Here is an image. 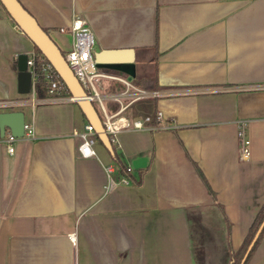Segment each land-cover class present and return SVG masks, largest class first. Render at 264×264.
Listing matches in <instances>:
<instances>
[{
	"label": "crops",
	"instance_id": "crops-1",
	"mask_svg": "<svg viewBox=\"0 0 264 264\" xmlns=\"http://www.w3.org/2000/svg\"><path fill=\"white\" fill-rule=\"evenodd\" d=\"M21 2L65 51L80 15L95 52L133 48L136 74L116 73L155 61L161 94L141 102L161 115L153 128H122L113 151L97 136V153L82 155L79 104L18 90V55L35 45L0 0V100L27 98L15 109L37 134L13 152L0 138V264H231L264 201V0ZM141 102L126 113L144 114ZM114 152L127 165L147 156L133 169L140 183L108 187L109 166L120 178ZM247 264H264V236Z\"/></svg>",
	"mask_w": 264,
	"mask_h": 264
},
{
	"label": "built area",
	"instance_id": "built-area-1",
	"mask_svg": "<svg viewBox=\"0 0 264 264\" xmlns=\"http://www.w3.org/2000/svg\"><path fill=\"white\" fill-rule=\"evenodd\" d=\"M67 29V28H66ZM65 30V28H61ZM68 30L72 34V46L64 51V55L81 81L86 90V95L93 100L98 110L101 112L103 124L107 133L113 142L122 128H153L156 124L150 123L151 113L130 116L126 113V109L134 101L145 98H154L161 94L158 88H147L134 82L130 75L116 73L110 68L100 67L96 63L94 55L95 36L92 28L86 22L85 18L80 15L73 17ZM28 69L32 74L31 93L35 94V83L39 76L46 80L48 94L39 97L35 94L36 101H75V97L69 91L65 81L62 79L58 71L55 69L51 61L35 47L27 51ZM104 79H112L121 82V88L112 89L106 85ZM260 87H264L261 85ZM35 100L33 102H35ZM29 100L25 97L0 100V108L2 110L15 109ZM110 101H115L119 106L115 109L108 106ZM157 117L161 115L160 110H156ZM25 130L23 135H15L9 129H6L4 135H1L7 150L13 152L15 149V141L20 137L35 138L37 136L34 124L25 119ZM76 134L81 136L79 150L82 155L90 156L97 153L95 142L97 134L91 122L87 121L84 127L75 130ZM240 150L242 157H248L250 149V139L245 135H241ZM128 170H133L132 164L127 165ZM113 168L108 167L109 182L108 187L113 186L118 181H129L125 173H120L119 180L111 175Z\"/></svg>",
	"mask_w": 264,
	"mask_h": 264
},
{
	"label": "water",
	"instance_id": "water-1",
	"mask_svg": "<svg viewBox=\"0 0 264 264\" xmlns=\"http://www.w3.org/2000/svg\"><path fill=\"white\" fill-rule=\"evenodd\" d=\"M1 2L34 45L38 46L41 52L51 61L65 81L69 91L75 97V101L85 113L88 121L93 124L98 138L113 151V143L105 129L102 116L93 100L87 97L85 88L70 67L61 46L21 0H1ZM94 55L96 63L100 67L121 70L130 75L136 74L133 48H104L96 52L94 51ZM31 88L32 74L28 69L27 52L24 51L18 55V90L22 93H27L31 91ZM24 124V110H0L1 135L5 134L7 128L15 135H23L25 130ZM131 163L135 168L145 167L147 165V156L139 155L133 158ZM247 253L248 250L245 252L243 261Z\"/></svg>",
	"mask_w": 264,
	"mask_h": 264
},
{
	"label": "trees",
	"instance_id": "trees-1",
	"mask_svg": "<svg viewBox=\"0 0 264 264\" xmlns=\"http://www.w3.org/2000/svg\"><path fill=\"white\" fill-rule=\"evenodd\" d=\"M46 29V28H45ZM47 30V29H46ZM35 48L41 52V50L38 48V46L35 45ZM136 81L139 82L137 83L140 86L147 87V88H160V85L158 83V74H157V66L156 62L154 61V65L152 67V70L147 71L145 74H141L136 78ZM145 82V83H144ZM144 83V84H142ZM116 87H112V89H116ZM35 94L38 97L46 96L48 94L47 91V86H46V80L44 77L39 76L38 80L35 83ZM142 99L138 100V103L141 102ZM115 101H110L109 105H113L114 109L119 106V104L116 102V105L114 104ZM148 108H144V103H140L139 108L142 109L140 113L146 114V113H151L152 118L150 120V123L152 124H157L158 123V118L156 115V109L152 103L147 104ZM111 107V106H110ZM112 108V107H111ZM144 110V111H143ZM138 112V113H139ZM1 136V132H0ZM113 157L115 162L118 165V170L120 173H125L129 180H131L134 183H140L142 180V172L143 170L140 171V173L137 175L133 172V170H128L127 169V164L122 161L120 156L118 155L117 152L113 153ZM196 166L200 172V175L202 176L207 189L215 195V191L212 189L209 181L207 180V177L203 173V171L200 169L198 164L196 163ZM142 168H136V169H143ZM264 236V201L262 205L260 206L259 210L257 211L255 217L253 218V221L251 222L249 229L241 243V245L236 249L233 250L232 253V261L231 264H247L251 254L253 253L255 247L259 243V241L262 239ZM248 250V253L243 261V257L245 255V252Z\"/></svg>",
	"mask_w": 264,
	"mask_h": 264
},
{
	"label": "rangeland",
	"instance_id": "rangeland-1",
	"mask_svg": "<svg viewBox=\"0 0 264 264\" xmlns=\"http://www.w3.org/2000/svg\"><path fill=\"white\" fill-rule=\"evenodd\" d=\"M65 50H63V52H64ZM153 65H154V62H151L150 64H146V67H147V69L146 70H148L149 69V71L150 70H152V67H153ZM110 70H112V71H114V72H119V71H121V70H117V69H113V68H110ZM138 76H133V80H134V82L135 83H139V82H137L136 81V78H137ZM145 83V82H144ZM144 83H142V84H144ZM123 86V84L121 83V82H118V87L117 88H121ZM31 92H27V93H23L24 94V96H26V95H28V94H30ZM114 104L116 105V102H114ZM108 106H109V104H108ZM113 109H114V106L113 105H110ZM133 110V109H132ZM140 111V110H139Z\"/></svg>",
	"mask_w": 264,
	"mask_h": 264
}]
</instances>
